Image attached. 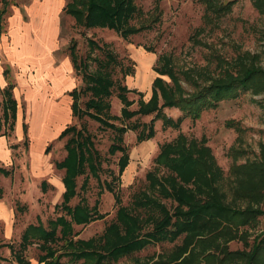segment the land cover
I'll use <instances>...</instances> for the list:
<instances>
[{"label": "rangeland", "instance_id": "rangeland-1", "mask_svg": "<svg viewBox=\"0 0 264 264\" xmlns=\"http://www.w3.org/2000/svg\"><path fill=\"white\" fill-rule=\"evenodd\" d=\"M230 1H234V4L227 11L224 6ZM8 2V12L2 19L5 22V33L0 36V68L2 72L6 68L11 70V82L18 88V93H15L18 113L15 131L5 127V134L0 135V166L13 171L8 178L0 175V187L3 189L0 197V245L11 244L18 250L22 233L28 225L41 221L47 226L49 220L61 215V211L55 207L63 200L64 171L58 170L56 163L66 156L65 139L60 140L59 136L71 125L87 126L102 157L100 180L90 176L87 191L81 192L71 205L75 206L83 197L87 198L91 207L99 201L100 213L105 217L87 226H75L79 239L101 236L116 221L118 205L114 195L105 189V182H113L114 187L120 189L122 206L143 216V232L154 228V223L160 218L158 212L154 211L155 219H150L146 211L136 210L134 203L136 199H145L138 197L142 193L151 198L160 196L156 187V191L150 187L147 175L156 171V168L161 170L160 176L169 173L168 169L156 166L155 161L161 147L174 142L180 135H185L189 144L211 150V157L216 159L223 171L222 179L218 180V188L227 203L241 210L251 206L264 212L262 197L259 204L235 200V193L240 191L237 179L243 178L242 171L238 169L240 166L236 165L248 163L258 171L261 170L264 147V77L257 78L250 91L237 98L222 100L216 108L204 111L200 118H186L178 129L165 128L162 120L157 119L154 122L155 136L150 140L139 143L136 139L142 129L139 128L137 132L128 130L124 136V145L129 150L130 163L119 180L113 178L119 173L121 153L109 154L115 133L111 129H101L99 123L88 118L79 120L74 117L70 95L75 89L82 91V103L88 101L90 96L83 92L85 83L71 62L68 48L73 40L77 42L79 59L90 54L89 39L100 45L106 42L111 46V52L120 64L132 66L134 76L127 77L125 82L131 90L142 93L145 101L151 96L152 83L157 76L164 79L173 90L178 87L177 97H187L194 94L198 86L207 87L213 82L229 80L233 76L229 73L231 70L234 74L235 69L240 71L249 66L264 71V15L253 5L252 0H137L145 17L133 24L137 27L145 24L146 30L132 36L129 41H124L115 32L106 29L79 28L76 21L65 13L68 0ZM3 8L0 0V10ZM215 13H222V16H216ZM49 48H55L54 57L61 68V75H57V79L54 76L45 78L47 84L41 77L30 80L29 76L24 75L22 62L28 59L42 61L40 56ZM92 54L100 58L98 51ZM149 55L156 57L152 64ZM69 59L72 68H69ZM28 63L33 62L29 60ZM153 67H170L171 77L157 74ZM33 72L36 74V71ZM117 77L121 78V74ZM5 81L0 78L1 118L4 114L2 92L7 86ZM52 88L60 89L61 94L59 91L53 94ZM128 96L134 102L131 110H137L139 94L130 93ZM40 101L43 104H39ZM111 103V115L120 116L122 103L116 92ZM54 110L59 112L55 115ZM164 112L175 120L182 116L179 109L167 108ZM60 115L63 118L59 119ZM153 118L154 115H138L128 122L114 123L118 126L146 124ZM24 124H27L25 135L22 127ZM84 179L83 176L78 180L79 190ZM160 202L173 213L176 204L163 198H160ZM240 230L244 233L242 238L237 237L228 242L226 239L214 243L209 239L202 243L198 240L191 247L193 258L203 257L205 264H245L243 260L219 263L221 255L218 250L223 247L229 251L248 252L250 247L244 244L245 241L253 245L255 240L264 238V214L258 218L257 224ZM184 238L185 235H182L173 243L150 245L121 258L116 264H152L157 260L168 263L173 261L175 251L183 244ZM40 254L37 244L26 251L31 264H39ZM0 255L6 259L0 260V264H17L8 247L0 246ZM62 261L70 264L68 258Z\"/></svg>", "mask_w": 264, "mask_h": 264}, {"label": "trees", "instance_id": "trees-1", "mask_svg": "<svg viewBox=\"0 0 264 264\" xmlns=\"http://www.w3.org/2000/svg\"><path fill=\"white\" fill-rule=\"evenodd\" d=\"M1 1L4 8L0 10V36L5 33V22L2 19L9 7L8 0ZM213 1L216 0H205ZM252 2L264 15V0ZM233 4L234 1H230L224 7L229 11ZM65 13L76 21L79 28L109 29L125 41L146 30L145 24L139 27L133 24L134 21L145 17L137 0H68ZM222 13L215 15L222 16ZM88 45L90 54L84 59L78 57L75 40L68 48L73 67L85 83L83 92L90 95L88 101L82 103V91L73 90L72 112L79 120L88 118L99 123L101 129H111L115 133V141L109 149V154L115 155L119 152L121 157L118 162V176L113 180H119L130 163L129 150L124 145V136L128 130L137 132L139 128L142 129L137 135L139 143L150 140L155 136L154 122L157 119L162 120L165 128L178 129L186 118H200L204 111L216 108L222 100L237 98L240 94L250 91L253 89V82L264 77L262 69L245 66L240 71L235 69L234 74L232 70L229 71L233 75L229 80L213 82L207 87L198 86L197 91L187 97H177L178 87L173 90L164 79L157 77L153 83L152 96L149 101H145L142 93L129 89L124 83L127 76L134 74L132 66L120 64L111 52V46L106 42L100 45L97 41L89 39ZM93 51H98L100 58L93 55ZM169 68L154 67V71L159 75L171 77L172 70ZM119 74L121 78L117 77ZM3 76L7 86L2 92L4 114L0 117V135L5 134V127L14 130L18 113V102L14 98L16 86L11 82L10 68L4 69ZM115 92L122 103L120 116L111 115V99ZM130 93H138L140 96L137 110H131L134 102L128 96ZM167 108L179 109L182 116L175 120L164 112ZM138 115H154V118L146 124L118 126L114 123L128 122ZM23 129L26 134L27 124L23 125ZM144 129L148 131L145 132ZM59 139H65L66 151L65 158L56 163V168L64 171L65 192L62 202L55 207L57 211H61V215L49 220L47 226L41 221L28 225L22 233L18 250L11 244L0 245L11 250L17 264H31L26 257V251L33 244H37L41 251L39 264H68L62 261L64 258H68L70 264H116L121 258L142 251L150 245L173 243L182 235H185L184 242L176 249L173 261L166 263L164 260H157L152 264H205L203 257L193 258L190 251L194 243L198 240L202 243L209 239L214 243L220 239H226L228 242L237 237L242 238L244 233L240 229L257 224L258 218L264 214L251 206L241 210L227 203L218 188V180L222 179L223 171L216 159L211 157V150L189 144L187 137L180 135L174 142L161 147L160 155L155 161L156 166L168 169L169 173L160 176L161 170L156 168V171L147 175L150 187H156L160 196L151 198L146 193L135 196L145 198L135 200L136 210L146 211L145 214H149L150 219H155L154 211L158 212L160 218L154 223V228L143 232V216L122 206L120 189H116L113 182H105V189L114 195L118 205L116 221L112 222L101 236L88 240L79 239L75 226H87L105 217L100 213L99 201L91 207L87 198L83 197L78 204L71 205L81 192L87 191L90 176L100 180L102 157L95 146L94 136L85 124L68 126L62 131ZM262 149L260 171L248 163L236 165L240 166L238 169L242 171L243 177L237 179L240 191L235 193L236 201L248 200L259 204V201L264 199V147ZM12 174L13 171L0 166V175L10 177ZM83 176L85 179L79 190L78 180ZM42 186L45 190V183ZM2 194L3 189L0 187V197ZM160 198L176 204L173 213L160 202ZM244 244L250 247L248 252L229 251L221 247L218 250L221 255L219 263L243 260L245 264H264V238L255 240L253 245H248L247 241ZM0 260L6 259L0 255Z\"/></svg>", "mask_w": 264, "mask_h": 264}, {"label": "crops", "instance_id": "crops-1", "mask_svg": "<svg viewBox=\"0 0 264 264\" xmlns=\"http://www.w3.org/2000/svg\"><path fill=\"white\" fill-rule=\"evenodd\" d=\"M106 30H108V31H111V30H109V29H106ZM114 32V31H113ZM117 34V33H116ZM117 36H118V34H117ZM119 37V36H118ZM120 38V37H119ZM122 39V38H121ZM125 41V40H124ZM54 50H55V48H49L48 50H46V52L44 53V55L43 56H40V58H42V61H38V62H35L34 61V59H28V61L29 60H31L33 63L32 64H29L28 63V61L26 62V61H24V62H22V64H23V66H24V68H23V70H24V75L26 76H29V79L30 80H32V81H34V80H37L38 78H42L43 79V82L44 83H48V82H46L45 80V78H48V77H55V79H57L58 77H56L57 75H61V68H59L58 67V63H57V60L55 59V57H54V55H55V52H54ZM146 57V56H145ZM144 57V58H145ZM146 59V58H145ZM149 62L152 64L154 61H155V59H156V57L154 56V55H149ZM72 62V61H71ZM70 62V59H69V61H68V64H69V68H72V65L70 64L71 63ZM59 68V69H58ZM59 70V71H56V70ZM153 70H154V67H153ZM4 71V70H3ZM33 71H36V74H34V72ZM155 72V71H154ZM133 77L134 76V74L133 75H130V76H127V77ZM126 77V78H127ZM158 77V76H157ZM156 77V78H157ZM0 78H3L4 79V81H5V78H4V76H3V72H2V69L0 68ZM28 78V77H27ZM126 78H125V80H126ZM155 78V79H156ZM23 79V78H22ZM28 79V80H29ZM41 79V80H42ZM154 79V80H155ZM125 80H124V83H125V85L126 86H128L127 84H126V82H125ZM154 80H153V83H154ZM6 82V81H5ZM25 82H29V81H25ZM153 83H152V88H153ZM55 85V84H54ZM129 88V87H128ZM18 88H16L15 87V89H14V98L16 99V101H17V97H16V95H15V93H18V90H17ZM130 89V88H129ZM52 90H53V94H55V93H57V91H61L60 89H56V88H52ZM60 94H61V92H60ZM70 95H71V93H70ZM151 96H152V93H151ZM151 96H150V98H151ZM150 98L148 99V100H146V101H149L150 100ZM18 102V101H17ZM45 103V102H44ZM39 104H43V102L42 101H40L39 102ZM73 104V103H72ZM122 109V108H121ZM169 109V108H168ZM173 109H175V108H173ZM71 110H72V106H71ZM59 111H57L56 112V110H54V114L56 115V113H58ZM72 115H73V112H72ZM121 115V114H120ZM39 118V117H38ZM61 118H63V116L62 115H60L59 116V119H61ZM59 122H61V124L63 123V121H61V120H59ZM16 124H17V121H16ZM15 127H16V125H15ZM22 127H23V125H22ZM55 128H56V125H55ZM56 130V129H55ZM14 131H15V129H14ZM23 133H24V129H23ZM62 133V132H61ZM25 135V134H24ZM126 135V134H125ZM137 140V139H136ZM129 166V165H128ZM4 168V167H3ZM127 169V168H126ZM126 171V170H125ZM125 173V172H124ZM5 177V176H4ZM64 177V176H63ZM6 178H8V177H6ZM62 182H63V179H62ZM64 185V184H63ZM65 188V187H64ZM65 192V191H64ZM64 194V193H63Z\"/></svg>", "mask_w": 264, "mask_h": 264}]
</instances>
